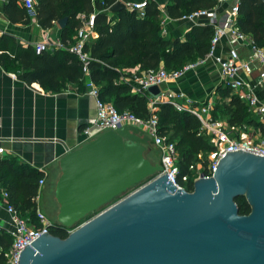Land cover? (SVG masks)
<instances>
[{"label": "water", "instance_id": "water-1", "mask_svg": "<svg viewBox=\"0 0 264 264\" xmlns=\"http://www.w3.org/2000/svg\"><path fill=\"white\" fill-rule=\"evenodd\" d=\"M119 8L122 0L107 10ZM145 91L154 97L160 90L148 84ZM149 144L140 128L124 124L66 148L51 216L70 231L42 232L16 264H264V155L226 150L191 190L176 188L165 173L131 189L162 168L146 155ZM239 195L249 205L245 214L237 211Z\"/></svg>", "mask_w": 264, "mask_h": 264}, {"label": "trees", "instance_id": "trees-1", "mask_svg": "<svg viewBox=\"0 0 264 264\" xmlns=\"http://www.w3.org/2000/svg\"><path fill=\"white\" fill-rule=\"evenodd\" d=\"M8 1L3 10L12 22L27 23L29 15L21 0ZM115 1L36 0L33 17L42 27L50 26L64 17L65 23L58 29V36L61 41H71L75 28L81 22L79 15L87 16L92 12L95 37L85 43L84 48L92 57L89 78L97 86V96L110 102L118 111L126 109L141 118H147V93L132 91L131 84L118 81V77L159 65L170 71L204 56L213 28L209 23L191 24L183 38L169 37L160 33L161 16L155 0H146L142 13L126 7L109 12L108 7ZM217 1L167 0L164 9L168 16L179 17L197 8L213 7ZM236 25L242 32L250 34L256 45L264 48V5L261 0H237ZM0 65L28 83L36 81L47 91H58L68 82L74 83L77 90L84 91L80 62L75 54L64 48L35 53L30 44L22 46L12 35L3 33L0 34ZM210 112L212 117L224 118L229 124H245L264 134V123L252 118L245 104L223 83L216 87ZM154 114L157 132L166 134L174 142L177 179L180 180L181 174L189 172L187 166L196 159V154L208 152L213 146L207 135L197 133L199 121L193 114L178 111L167 102H158ZM5 162V159H0V178L5 179L9 192L12 189L10 201L29 222L34 221L35 202L32 197L43 172L22 162ZM186 188H191L190 182H187ZM234 201L238 213L249 211L244 196H236ZM51 220L53 224L50 231L65 236V229L54 219ZM11 241L10 234L0 227V264H8L6 252Z\"/></svg>", "mask_w": 264, "mask_h": 264}, {"label": "built area", "instance_id": "built-area-1", "mask_svg": "<svg viewBox=\"0 0 264 264\" xmlns=\"http://www.w3.org/2000/svg\"><path fill=\"white\" fill-rule=\"evenodd\" d=\"M36 0H21L29 16H34V3ZM222 0H218L220 2ZM230 3L224 9L222 19H215L216 4L209 8H197L190 12L183 13L180 19H185L195 23L196 18L205 17L204 23L212 25L213 33L210 37L208 51L202 57L185 62L180 68L167 71L161 65L156 68H147L132 72L130 75H121L118 81H124L131 84L132 91H145L148 84H156L159 87V93L151 96L147 92V108L149 116L141 118L132 112L124 109L118 111L110 102H105L97 96V86L89 78V62L92 59L85 43H87L93 32V13L87 16L83 14L80 24L75 28L73 40H58L54 43L56 48H64L76 55L80 62L83 76L84 91L93 96L95 111L88 116L79 133L82 141L94 137L106 129H115L124 124H131L140 128L149 136L150 143L157 147L159 151L158 162L161 170L150 178L158 174L165 173L166 179L169 180L176 188H185L191 190L192 181L203 174L210 176L215 168L217 160L226 150L233 151L236 149L252 152L257 155H264V134L253 130L245 124H229L224 118H215L211 115L212 101L195 103L194 99L178 89L163 87V84L171 79L175 80L182 76L187 70H192L197 65L210 59L217 66L221 74V81L228 86L233 94L241 100L249 115L260 123H264V100L259 98L256 93V86L264 83V48L255 44L250 34L242 32L236 25L237 18V0H229ZM128 9H136L142 13L146 0L123 1ZM165 17L161 18L160 33L165 34ZM225 40L227 49L223 54L216 52V47L220 40ZM49 48L46 40L41 39L33 43L35 53H39ZM240 49L244 55H240ZM256 69V76L253 81H247L242 74H247ZM12 76L13 73H12ZM158 102L170 103L178 111H187L199 121L198 134H204L209 137V142L213 149L208 152H198L196 159L188 164L189 172L180 175L177 179L178 167L176 164V150L174 142L167 138L166 134L157 132V119L154 114ZM252 132H258L253 135ZM4 147L0 145V159L4 153ZM190 173V174H189ZM149 178V179H150ZM187 182L191 183V188H186ZM43 183V177H39L37 184ZM140 185V184H139ZM137 187V186H136ZM34 200V221H28L19 210L10 201L8 189L0 182V207H4L10 215L9 224L6 231L11 236V245L6 252L8 264H16L17 256L20 250L29 242L36 238L42 232H51L50 226L53 222L51 218L41 209L39 204V194L36 192L32 197ZM65 232L70 228H64Z\"/></svg>", "mask_w": 264, "mask_h": 264}, {"label": "crops", "instance_id": "crops-1", "mask_svg": "<svg viewBox=\"0 0 264 264\" xmlns=\"http://www.w3.org/2000/svg\"><path fill=\"white\" fill-rule=\"evenodd\" d=\"M155 1L161 18L165 17L166 36L183 38L184 32L191 24H203L206 21L205 17L196 18L195 23L179 17H170L164 9L167 0ZM9 2L0 0V34L12 35L22 46L30 44L33 47V43L44 39L49 44L46 50L56 49L54 43L60 40L58 36L60 26L53 22L50 26L42 27L33 16H29L27 23L12 22L3 10L5 4ZM229 3V0H222L216 4L217 21L222 19L224 9ZM93 37L95 33L90 39ZM226 47L225 40L221 39L216 52L223 54ZM239 54L243 56L244 51L240 49ZM242 76L251 82L255 79L256 69ZM221 83L218 66L210 59H206L177 79L167 80L163 87L181 90L199 104L212 101L216 87ZM263 85L264 83L255 88L261 99H264ZM94 111L93 96L83 90H77L74 83H65L58 91H47L36 81L28 83L17 77L15 72L5 70L0 65V145L5 149L1 158L6 160L4 164H10L14 160L42 170L40 177H43V183L37 184L36 187L40 207L48 193L53 196V184L58 175V158L66 148H73L82 142L80 127ZM146 155L157 161L159 159V151L151 143ZM0 182L7 188L5 179L0 178ZM9 193L12 200V189ZM9 221V213L4 207H0V226L6 227Z\"/></svg>", "mask_w": 264, "mask_h": 264}, {"label": "rangeland", "instance_id": "rangeland-1", "mask_svg": "<svg viewBox=\"0 0 264 264\" xmlns=\"http://www.w3.org/2000/svg\"><path fill=\"white\" fill-rule=\"evenodd\" d=\"M264 86V85H263ZM264 100V99H263ZM253 134V135H255V134H257L258 132H252V130H250V132H249V134ZM133 188H135V187H132L131 189H133ZM130 189V190H131ZM40 203V202H39ZM41 207H42V209L44 210V211H46L47 213H49V214H47L51 219H53V217L51 216V214L54 212V210H55V201H54V198H53V196H52V194H50V193H48L46 196H45V198H44V202L41 204ZM95 212H92V213H90V214H88V216L87 217H90L91 215H93Z\"/></svg>", "mask_w": 264, "mask_h": 264}]
</instances>
